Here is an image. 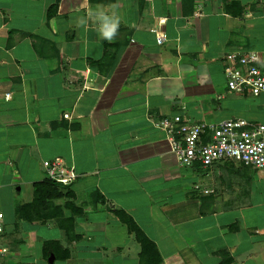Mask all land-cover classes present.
I'll list each match as a JSON object with an SVG mask.
<instances>
[{"label": "crops", "instance_id": "obj_1", "mask_svg": "<svg viewBox=\"0 0 264 264\" xmlns=\"http://www.w3.org/2000/svg\"><path fill=\"white\" fill-rule=\"evenodd\" d=\"M112 4L113 42L94 21L77 26ZM247 51H264V0H0L2 245L13 224L2 264H141L113 210L154 243L160 264H264V169L182 166L153 125L175 115L260 122L253 110L264 98L225 83L224 56ZM244 97L257 105L240 110ZM43 161L76 173L61 185L69 196L53 201L61 216H18L47 179ZM199 170L231 174L209 187L192 180Z\"/></svg>", "mask_w": 264, "mask_h": 264}, {"label": "built area", "instance_id": "obj_2", "mask_svg": "<svg viewBox=\"0 0 264 264\" xmlns=\"http://www.w3.org/2000/svg\"><path fill=\"white\" fill-rule=\"evenodd\" d=\"M162 39L158 37L157 43ZM224 61L229 91L264 98V51L227 53ZM153 125L167 134L170 151L182 166L197 163L208 168L221 160H234L247 167L264 169V122L241 118L190 122L175 115L159 118ZM42 165L47 179L57 184L67 186L76 179L73 168L60 161H43ZM202 192L207 194L212 190ZM3 231L4 216L0 211V264L7 253L2 245Z\"/></svg>", "mask_w": 264, "mask_h": 264}, {"label": "trees", "instance_id": "obj_3", "mask_svg": "<svg viewBox=\"0 0 264 264\" xmlns=\"http://www.w3.org/2000/svg\"><path fill=\"white\" fill-rule=\"evenodd\" d=\"M55 8V5L50 7L48 13L51 9ZM69 191L67 187H63L60 184L45 179L43 181L33 183V199L29 203L21 204L16 207V213L18 216L25 214V210H30V217L34 220L40 218L46 219L53 217V211H59L56 216H61L60 208L56 207L53 201L61 199L64 196H69ZM76 209H74V212ZM113 213L117 218L126 225L128 232L134 234L136 241L140 245L139 260L141 264H160L161 258L156 250L153 242H151L145 234L138 228L135 222L128 216L125 212L121 210H113ZM69 233V230H66ZM51 246L57 245L56 242H49ZM68 253L65 251L63 256H67Z\"/></svg>", "mask_w": 264, "mask_h": 264}, {"label": "clouds", "instance_id": "obj_4", "mask_svg": "<svg viewBox=\"0 0 264 264\" xmlns=\"http://www.w3.org/2000/svg\"><path fill=\"white\" fill-rule=\"evenodd\" d=\"M110 11H105L104 8H97L96 10L89 9L85 16H81L76 20L78 27H87L89 21H94L96 24L95 31L100 39L113 42L120 29L121 19L115 11L117 5L112 4Z\"/></svg>", "mask_w": 264, "mask_h": 264}, {"label": "rangeland", "instance_id": "obj_5", "mask_svg": "<svg viewBox=\"0 0 264 264\" xmlns=\"http://www.w3.org/2000/svg\"><path fill=\"white\" fill-rule=\"evenodd\" d=\"M239 100H243L241 102H239V104L237 103V106L236 107H239V109L241 110L242 108H246V107H249L253 109V107L255 105H257V100L256 98L254 97H248V98H243V99H239ZM246 100H248L249 102L251 103H248ZM243 102V103H242ZM234 106H233V109H234ZM238 111V110H237ZM254 113H255V119L260 121V122H264V105L263 107H261V109H254L253 110ZM43 167V165H42ZM44 169V168H43ZM230 174L231 173H228V174H225V173H222L221 175L220 174H214L213 172L211 171H205V170H199L197 172H194L192 171L191 172V178L192 180H196L197 183H200L201 185H207L209 187H212L214 186V183L217 184L218 182H220L222 180V178L225 180V178H230ZM24 194H20V198L23 199V196ZM16 203H18V200H16ZM8 214V212H6ZM8 220H9V214H8ZM55 232L56 230L54 229L52 232H50L51 234L50 235H55ZM13 233V224L10 223L9 221L7 222V225L5 226V237L3 239V245L4 244H7V240L10 239V234ZM19 264H22L19 263Z\"/></svg>", "mask_w": 264, "mask_h": 264}, {"label": "water", "instance_id": "obj_6", "mask_svg": "<svg viewBox=\"0 0 264 264\" xmlns=\"http://www.w3.org/2000/svg\"><path fill=\"white\" fill-rule=\"evenodd\" d=\"M52 259H53V258L51 257L48 261H49V262H52Z\"/></svg>", "mask_w": 264, "mask_h": 264}]
</instances>
